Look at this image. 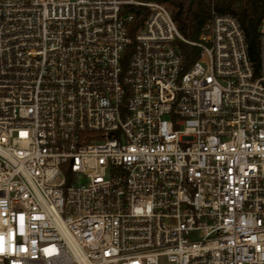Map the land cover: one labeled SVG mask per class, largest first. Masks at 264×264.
<instances>
[{
    "label": "built area",
    "instance_id": "2783aa9c",
    "mask_svg": "<svg viewBox=\"0 0 264 264\" xmlns=\"http://www.w3.org/2000/svg\"><path fill=\"white\" fill-rule=\"evenodd\" d=\"M217 1L190 41L155 1L0 0V264H264V19L254 61Z\"/></svg>",
    "mask_w": 264,
    "mask_h": 264
},
{
    "label": "trees",
    "instance_id": "16d2710c",
    "mask_svg": "<svg viewBox=\"0 0 264 264\" xmlns=\"http://www.w3.org/2000/svg\"><path fill=\"white\" fill-rule=\"evenodd\" d=\"M146 1H155L172 6L175 10L172 18L178 31L185 39L190 41H197L210 12V5L206 1L195 2L196 10L192 13L187 11L182 0ZM213 9L216 14L232 16L239 22L248 44L249 54L254 61H257L258 28L264 19V0H218L214 3ZM136 12L139 15L143 13V9L139 8ZM178 47L186 66L197 59L199 52L197 48L184 43H179Z\"/></svg>",
    "mask_w": 264,
    "mask_h": 264
},
{
    "label": "rangeland",
    "instance_id": "374dc122",
    "mask_svg": "<svg viewBox=\"0 0 264 264\" xmlns=\"http://www.w3.org/2000/svg\"><path fill=\"white\" fill-rule=\"evenodd\" d=\"M182 1L184 2V5H185V7H186V9L188 11V0H182ZM163 4H165V3H163ZM165 5L168 7V9L170 10L171 14L173 15L175 13L174 8L172 6H170L169 4H165ZM195 10H196V7H195V3H194V5L191 8V12H189V13H192Z\"/></svg>",
    "mask_w": 264,
    "mask_h": 264
},
{
    "label": "water",
    "instance_id": "95a60500",
    "mask_svg": "<svg viewBox=\"0 0 264 264\" xmlns=\"http://www.w3.org/2000/svg\"><path fill=\"white\" fill-rule=\"evenodd\" d=\"M197 1H207V0H188V12H191V8Z\"/></svg>",
    "mask_w": 264,
    "mask_h": 264
}]
</instances>
